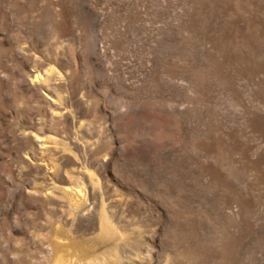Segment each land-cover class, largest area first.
Instances as JSON below:
<instances>
[{"label":"rangeland","instance_id":"374dc122","mask_svg":"<svg viewBox=\"0 0 264 264\" xmlns=\"http://www.w3.org/2000/svg\"><path fill=\"white\" fill-rule=\"evenodd\" d=\"M0 264H264V0H0Z\"/></svg>","mask_w":264,"mask_h":264}]
</instances>
